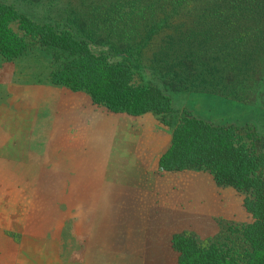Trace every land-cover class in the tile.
Listing matches in <instances>:
<instances>
[{
    "label": "trees",
    "instance_id": "trees-1",
    "mask_svg": "<svg viewBox=\"0 0 264 264\" xmlns=\"http://www.w3.org/2000/svg\"><path fill=\"white\" fill-rule=\"evenodd\" d=\"M38 3L50 10L42 17L0 0L4 57L44 49L52 84L85 91L113 113L152 112L171 128L163 170L205 169L218 185L244 194L250 221L208 239L190 230L173 234L177 264H264V130L187 108L173 123V96L148 70L155 67L164 83L172 78L171 90L185 84L261 96L264 0H32Z\"/></svg>",
    "mask_w": 264,
    "mask_h": 264
},
{
    "label": "crops",
    "instance_id": "crops-1",
    "mask_svg": "<svg viewBox=\"0 0 264 264\" xmlns=\"http://www.w3.org/2000/svg\"><path fill=\"white\" fill-rule=\"evenodd\" d=\"M68 91L65 98H59L52 105L45 104L42 109L50 112L52 124L57 126L62 107L73 105L75 113L72 112L73 116L66 113L70 122L60 125V129L70 128L73 123L83 129L84 125H90L88 135L69 139L62 137L60 132L53 137L47 135L53 126L34 125L32 120L15 122L10 116L0 121V170H4L0 178L19 180L9 186H0V235L6 240L10 234L19 233L18 239H14L17 246L14 264H65L60 246L68 211L76 212V232L72 231L77 238L76 251L82 258L90 247L93 251H119L125 257L146 258L149 257L147 253L163 251L166 242L172 249V235L188 228L190 221L193 225L198 210L213 226L214 202L230 207L234 198L243 203L242 196H235L234 187L218 185L208 170H163L159 159L169 146L171 131L166 133L165 125L152 112L136 117L117 114L96 106L82 91ZM61 100L65 101L62 106ZM85 111L90 117L82 118ZM85 146L107 147L110 154L103 164L101 158L97 162L93 157L96 166L91 160L92 165L87 167L82 150ZM37 155H44L41 165H57L43 167L46 178L59 173L56 177L76 180L75 191L71 190L72 186L65 190L66 194L76 195L78 200L71 203L68 211L63 204L48 203L47 199L45 203L40 202L37 189L20 181L39 177L38 172L31 174L32 167L39 169ZM108 161V168L102 175ZM86 178L93 179L92 187H85ZM180 186L186 189L182 191ZM60 191L62 194L63 190ZM212 194L218 200L213 201ZM79 195H92V200L79 202L83 199L78 198ZM202 199L203 208L199 203L197 207V201ZM182 219L186 225H182ZM62 223L61 228L57 227ZM86 236L92 241L85 239Z\"/></svg>",
    "mask_w": 264,
    "mask_h": 264
},
{
    "label": "rangeland",
    "instance_id": "rangeland-1",
    "mask_svg": "<svg viewBox=\"0 0 264 264\" xmlns=\"http://www.w3.org/2000/svg\"><path fill=\"white\" fill-rule=\"evenodd\" d=\"M7 1L16 3L19 7L36 17H42L45 13L50 11L42 3L32 5V0ZM50 70V56L44 49L34 48L14 59H7L0 53V121H3V118L10 116L15 122H19V119L22 123L32 120V124L34 125L51 126V128L53 126L52 130L47 132V135H52L53 137L60 132L62 137L69 139H74L78 135H88V130L91 128L90 125H84L83 129L82 126L73 123L70 128H66L65 130L60 129V125L64 126L66 123L70 122V118L69 116H66V113L69 112L70 116H73L72 112L75 113V111H73V105H69L67 108L62 107L63 113L65 114L62 113L61 116L59 115L57 126L52 124L53 121L50 112L42 109L43 105L46 106L45 104L51 103L52 105L53 102L59 98H65L69 92L68 89L63 86H57L49 82ZM148 70L153 74L151 76L152 82L158 87L166 89L173 96V123H176L177 120H179L183 108H187L209 119L220 122H233L234 120L245 122V120H249L252 124L251 126H258L262 131L264 130V86L262 85L264 80L257 88V92H259L261 96L258 95L256 98H252L246 96V94L238 96L231 94L224 95L222 92H215L213 89L209 91L206 88L199 87V85L188 88L187 86H184L185 84H182L183 88H180L179 90H171L169 84L172 81V78L171 80L167 79L166 83H164L159 77H157L158 75L154 73V71H156L155 67H153L152 70L150 65ZM259 88L262 89L261 92L259 91ZM82 92L86 93L85 91ZM64 102V100H61V106L64 105ZM88 113V111H85L82 118L85 116L90 117L91 114ZM42 114L43 116L40 117ZM154 116L159 121L155 114ZM101 127L103 128V123H101ZM165 127L166 133L169 131L170 134L171 128L168 126ZM77 128L82 129L77 130ZM99 130H101V128ZM41 133L44 134V132ZM105 138L101 140H104ZM82 150L85 160L84 164L87 167L92 165V162L94 166H96L94 159L98 162V158H101V164H103L110 154L107 153V147L95 148L93 146H85ZM82 150L79 151L81 156ZM75 155L77 156V154ZM37 157L39 160L36 159V165L39 169L32 167L31 174L33 175L34 172H38L39 177L37 179L23 178L20 179V181L32 185V187L37 189V198L40 202L45 203V199H47L48 203L63 204L64 209L68 211L71 208V203H75L78 200L76 195L66 194L65 190H67V187L72 186L71 190L75 191L76 186L74 183L76 180L56 177L59 176V173H53V178H46L44 176L43 167H48L50 165L56 167L57 165L56 163L41 165V160L44 159V155H37ZM93 157L94 159L92 160ZM108 163L109 161L107 162L105 170L102 169V175L103 173L105 174V171L108 168ZM53 170L56 171V169ZM3 172L4 170L1 169L0 176ZM88 174L91 175L90 173ZM18 181L19 180L15 179L0 178V186H9L11 182L15 183ZM84 181L86 185L85 187L93 186L92 178H86ZM103 181L104 180L102 179L101 182L103 183ZM185 181L188 180L185 179ZM183 187L184 186H180V188ZM185 189L186 188H183L182 191ZM60 190H63L62 194H60ZM52 192H55V194ZM213 193L215 192L213 191ZM235 196L244 197V194L236 190ZM78 198H83L80 199L79 202L85 203L92 200V195H79ZM215 200H218L217 196H215L213 201ZM231 202L230 207H226L225 205L222 206L221 202H214V216L211 221L213 226L209 225V220L207 218L203 219L200 216L201 212L198 210L197 218L193 222V225L192 221L188 222L190 225H187L188 228H184V230L193 231L200 239H208L210 237H216L219 233L224 231V229H227V225L230 223L240 224L241 222L251 220L250 214L246 211L240 199L239 203L238 199L235 200L234 198ZM198 203L201 204L200 207L203 208L204 199H202L201 202L197 201V204ZM199 204L197 207H199ZM67 213L68 215L64 220V228L66 230H64L62 245L60 246L61 256L63 257V263L65 264H177L178 252L174 248L171 249L168 242L165 243L163 251H159L158 253H147L149 257L146 258L125 257V254L119 251L113 253L104 250L93 251L91 247L86 251L85 258H82L76 251L77 238L74 234V225L76 222L74 215L76 212L68 211ZM181 223L182 225H186L183 224V219L181 220ZM62 225L63 223L59 224L57 227L61 228ZM72 229H74V231H72ZM84 229L87 230V227ZM18 234L19 233L10 234L11 237L8 239L6 238V240L4 239V236L0 235V264H14L17 256V246L14 239H18ZM85 239L92 241L88 236H86Z\"/></svg>",
    "mask_w": 264,
    "mask_h": 264
}]
</instances>
